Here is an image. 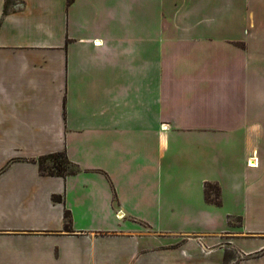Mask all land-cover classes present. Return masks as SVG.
Listing matches in <instances>:
<instances>
[{"label":"crops","instance_id":"0c3cea01","mask_svg":"<svg viewBox=\"0 0 264 264\" xmlns=\"http://www.w3.org/2000/svg\"><path fill=\"white\" fill-rule=\"evenodd\" d=\"M168 1L0 0V264H264V0Z\"/></svg>","mask_w":264,"mask_h":264},{"label":"trees","instance_id":"16d2710c","mask_svg":"<svg viewBox=\"0 0 264 264\" xmlns=\"http://www.w3.org/2000/svg\"><path fill=\"white\" fill-rule=\"evenodd\" d=\"M70 0H68L69 2ZM39 171L42 175L66 176L77 172L78 168L73 164L62 151L52 152L39 156L36 160ZM218 188L212 184H206V199L211 200L210 191L217 192ZM54 201H61L60 196H54ZM219 203L218 200H215ZM65 227L70 225L69 213L64 212Z\"/></svg>","mask_w":264,"mask_h":264},{"label":"rangeland","instance_id":"374dc122","mask_svg":"<svg viewBox=\"0 0 264 264\" xmlns=\"http://www.w3.org/2000/svg\"><path fill=\"white\" fill-rule=\"evenodd\" d=\"M170 1L168 0H159V23H160V31H161V23L163 21H167L166 19H168V13L170 12ZM154 4V3H153ZM151 6L154 8L153 5H150L148 4V10L150 11V14L153 13L150 9H151ZM150 16V15H149ZM258 91L257 95H259V98L262 99L261 100V103H263L262 107H263V110H264V88L261 89V90H256ZM263 97V98H262ZM246 203L245 202H241L240 206H239V212H241V210H245V206ZM229 209V211L226 213H224V215H220L219 213H214L212 215V219H213V223H216L218 226L221 225V226H224L225 225V222L227 220V216L228 215V221H230L231 223L233 222V217L237 216L235 213H237V211H233L231 210V208H227ZM238 212V213H239ZM247 218V217H246ZM177 221H175L176 225H179V224H184V225H198L201 224L200 222H196V221H193V220H190V219H176ZM246 220L248 221H251V218H247ZM247 221V222H248ZM170 225H174V224H170Z\"/></svg>","mask_w":264,"mask_h":264},{"label":"bare ground","instance_id":"6f19581e","mask_svg":"<svg viewBox=\"0 0 264 264\" xmlns=\"http://www.w3.org/2000/svg\"><path fill=\"white\" fill-rule=\"evenodd\" d=\"M252 162V161H251ZM251 164V163H250ZM254 163H252L251 165H253Z\"/></svg>","mask_w":264,"mask_h":264}]
</instances>
